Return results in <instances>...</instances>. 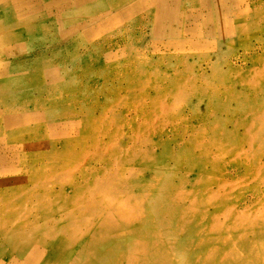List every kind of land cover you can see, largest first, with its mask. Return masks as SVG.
I'll return each mask as SVG.
<instances>
[{"label": "rangeland", "instance_id": "obj_1", "mask_svg": "<svg viewBox=\"0 0 264 264\" xmlns=\"http://www.w3.org/2000/svg\"><path fill=\"white\" fill-rule=\"evenodd\" d=\"M45 1L12 3L7 30L0 5V81H38L0 94V129L4 109L38 116L0 143V264H51L59 242L69 264L102 235L96 264H264V0H227L231 31L199 47L130 0ZM16 228L42 239L32 262Z\"/></svg>", "mask_w": 264, "mask_h": 264}, {"label": "crops", "instance_id": "obj_2", "mask_svg": "<svg viewBox=\"0 0 264 264\" xmlns=\"http://www.w3.org/2000/svg\"><path fill=\"white\" fill-rule=\"evenodd\" d=\"M89 0H80V6L87 3ZM220 1V4L218 2ZM226 1H221V0H130L127 2V7H128V13L143 9L145 11H148V18L150 19L151 24H153L154 32H158V25L161 27L162 25H166L170 18L172 17V20H174V25L179 24L180 20L190 22V26L188 28H185L184 30L189 31L190 33L193 34V39H197L198 41H203L201 44H198L197 42V47L199 46H205V45H212L211 43H214L217 38H225L228 36V33L231 31V25L230 21L227 18V15H229V11H227V6H226ZM74 5V1H71ZM218 5V6H217ZM213 6L217 9H219V14L222 12L224 17L220 19V22H216L215 20L210 23H208L209 16L211 14L210 9L213 8ZM136 8V9H134ZM160 9L159 12L157 13L156 9ZM166 9L169 10V13H166ZM187 9V10H185ZM189 10V11H188ZM192 10V11H191ZM181 13L183 18L177 20V14ZM196 14V15H194ZM196 17H194V16ZM201 19V20H200ZM204 19L203 24L202 21ZM214 19H217L214 17ZM223 19V21H222ZM177 20V21H176ZM199 20V21H198ZM216 22V23H215ZM207 24V25H206ZM212 24V27L217 26L219 31L221 33L219 34H211L209 32V26ZM206 25V26H204ZM214 25V26H213ZM175 27V26H174ZM177 29V27L175 28ZM198 30L200 31L198 33ZM197 31V32H196ZM196 32L197 34H194ZM167 35L163 34L162 36ZM161 37V36H158ZM155 38V36H154ZM175 38V36H173ZM156 39V38H155ZM177 43V42H176ZM190 44H195L194 42H191ZM179 47V46H178ZM6 69H4L5 71ZM7 71V70H6ZM57 73L56 69L50 68L48 66L44 67L43 73L46 77L49 76L50 73ZM20 76V74H18ZM51 75V74H50ZM6 76L9 78V80L5 81ZM12 79L10 78L7 73H3V84L6 86H3V91L0 92L1 97H3V103L5 101L6 95H10L11 90L10 89H15L14 95H12V99L14 101H21L26 98V95L28 93V89L33 87L34 84H37L38 81H35V77L31 80V86L25 85L24 82V77L22 76L21 78ZM49 78V77H48ZM50 79V78H49ZM50 82L52 83V89L55 88L53 83L57 82V75L55 74V77H52L50 79ZM21 83V84H20ZM51 88V87H50ZM28 90V91H27ZM0 97V98H1ZM2 110H0L1 112ZM37 113H29L27 112L24 108L20 109H4L3 111V120L8 118L11 119L13 122L11 125H8L6 127H14L19 124H23L25 122H30L32 120L37 119ZM6 127H3L0 129V143L3 145V147L7 148V141L8 139L20 134L18 133H8L5 134L4 129ZM23 133V132H21Z\"/></svg>", "mask_w": 264, "mask_h": 264}, {"label": "bare ground", "instance_id": "obj_3", "mask_svg": "<svg viewBox=\"0 0 264 264\" xmlns=\"http://www.w3.org/2000/svg\"><path fill=\"white\" fill-rule=\"evenodd\" d=\"M23 0H0V5L1 6H3V13H2V21H5V22H3V27H5V29L7 30V29H9V28H13L14 27V25H15V23H14V21H13V15L16 13V12H18V10H16V11H13V10H11L10 9V7H13V5H12V3H19V2H22ZM221 1H224V0H221ZM45 2H47V0L45 1ZM74 3H75V5H80L81 3H80V0H74ZM25 4V3H24ZM12 5V6H11ZM31 5V4H30ZM75 5H73V6H75ZM49 6L50 7H52V6H55V7H57V5H54V4H50L49 3ZM67 5H64L63 6V8L64 7H66ZM18 7H19V5H18ZM23 7H26L25 9H27L29 6H27L26 4L25 5H23ZM23 7H19V10H22V8ZM76 7V6H75ZM60 9H62V8H60ZM67 9V8H66ZM72 9V8H71ZM134 9H136V8H134ZM10 10H11V12H10ZM157 10V13L159 12V8L158 9H156ZM67 11V10H66ZM222 12L223 11H221V13H220V18L219 19H221L222 17H224V15L222 14ZM166 13L168 14L169 13V10L168 9H166ZM194 15H196V14H194ZM193 15V16H194ZM194 17H196V16H194ZM201 20V19H200ZM199 21V20H198ZM222 21H223V19H222ZM7 22V23H6ZM203 22H204V19H203V21H202V23L201 24H203ZM33 28V27H32ZM31 28V29H32ZM91 32V31H90ZM2 69H0V71H1ZM55 74V72H53V74L51 75L52 77L53 76H55L54 75ZM3 86H6L5 84H3V82L2 81H0V91H3ZM3 126V124H2V122H1V120H0V127H2ZM17 133V132H16ZM76 208V207H75ZM159 208V207H158ZM179 208V207H178ZM164 209V208H163ZM90 214V213H89ZM105 219V218H104ZM192 219V218H191ZM181 222V221H180ZM187 222V225H188V221H186ZM264 224V223H263ZM263 224H262V226H263ZM185 226H186V224H184ZM103 226H104V231H107V230H113V229H115V227H116V224L114 223L113 225L111 224V222H108V219H105V220H103ZM119 226V225H118ZM20 228H16V229H14V230H12V232H15V233H13L12 234V236H11V238L9 239V241L7 242L6 241V243L10 246V247H12L11 249H13V251H16L15 253H16V255H19V256H24L25 258L27 257V254H26V250H30V245L32 244V243H34V242H38V241H40V240H42L41 238H39V237H34V238H30L29 236H27L26 234H24V232L22 231L21 232V230H19ZM93 229V228H92ZM178 229V228H177ZM243 229V228H242ZM11 232V233H12ZM177 232V231H176ZM180 232H182V231H180ZM242 232V231H241ZM65 233V232H64ZM87 233H88V231H87ZM74 235H75V233H73ZM178 234V233H177ZM61 235V234H60ZM73 235V236H74ZM48 236V235H47ZM72 236V237H73ZM32 237V236H31ZM49 238V237H48ZM76 239V238H75ZM162 241V240H161ZM160 241V242H161ZM71 242V241H70ZM104 242H106V235H102V236H95L94 238H93V240L92 241H90V243H89V246L88 247H86L84 250H83V252H82V254H81V256H80V258H75V259H73L69 264H96V262L97 261H99V259L100 258H97V252L96 251H94V250H96V248L98 247V245H100V244H103ZM85 243V242H84ZM246 244V243H245ZM244 244V245H245ZM251 244V243H250ZM256 244V243H255ZM83 245V244H82ZM139 245V244H138ZM156 245H157V247H154V250H155V253H154V257H159L160 256V254H161V256H162V258L164 259L166 256H168L167 255V249H165V250H160L161 248H160V246H162L163 244L162 243H156ZM33 246H34V244H33ZM164 246V245H163ZM250 246V245H249ZM85 247V246H84ZM244 247V246H243ZM32 248V247H31ZM35 248H37V247H35ZM83 248V247H82ZM65 244H61L60 242L57 244V243H52L51 244V246H50V250H49V253H50V255H51V257H52V261H51V264H63L64 262H65V255H66V251H68V250H66L65 251ZM143 249L144 248H142V253H144V251H143ZM47 250V249H46ZM80 251H82L81 249H79ZM145 250V249H144ZM42 250H40V252H41ZM110 251H111V249H110ZM153 250L151 249V251L149 250L148 251V254L149 253H151ZM34 252V251H33ZM37 252V251H36ZM69 253H71V252H69ZM111 253V252H110ZM1 254V253H0ZM80 254V253H79ZM246 254V253H245ZM26 255V256H25ZM76 255V254H75ZM78 255V254H77ZM134 255H136V254H134ZM234 255V254H233ZM29 256V255H28ZM31 256L32 257H27L26 258V261H29V262H32L35 258H33V254L31 253ZM103 256V255H102ZM101 256V257H102ZM239 256V255H238ZM115 257V256H114ZM133 257L134 256H131V258H130V260H131V263L130 264H132V259H133ZM240 257V256H239ZM85 258V259H84ZM197 258V257H196ZM195 258V259H196ZM109 259V258H108ZM38 260H39V258H38ZM50 260V259H49ZM113 260H115V259H113ZM119 260V259H118ZM210 260V259H209ZM240 260V259H239ZM244 260V259H243ZM247 260H248V258H247ZM167 261V260H166ZM199 261H201V260H199ZM168 262V261H167ZM170 262V261H169ZM175 262V261H174ZM195 262V261H194ZM193 262V263H194ZM212 262V261H211ZM248 262V261H247ZM166 263V262H165ZM197 263V262H196ZM206 263V262H205ZM207 263H209V262H207ZM224 263V262H223ZM40 264H43V263H40ZM98 264V263H97ZM195 264V263H194ZM214 264H215V262H214ZM226 264H228L227 262H226ZM235 264V263H234ZM236 264H241V261L239 262L238 261V263L236 262ZM245 264V263H244Z\"/></svg>", "mask_w": 264, "mask_h": 264}]
</instances>
